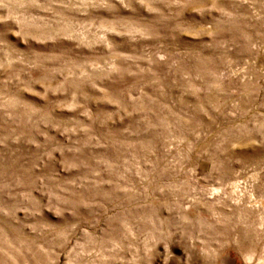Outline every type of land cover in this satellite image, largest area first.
<instances>
[{
    "label": "rangeland",
    "instance_id": "1",
    "mask_svg": "<svg viewBox=\"0 0 264 264\" xmlns=\"http://www.w3.org/2000/svg\"><path fill=\"white\" fill-rule=\"evenodd\" d=\"M0 264H264V0H0Z\"/></svg>",
    "mask_w": 264,
    "mask_h": 264
}]
</instances>
